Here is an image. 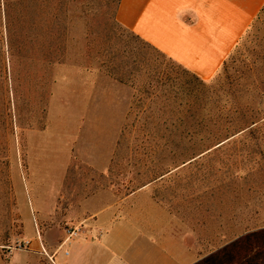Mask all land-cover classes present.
<instances>
[{
    "label": "rangeland",
    "instance_id": "rangeland-1",
    "mask_svg": "<svg viewBox=\"0 0 264 264\" xmlns=\"http://www.w3.org/2000/svg\"><path fill=\"white\" fill-rule=\"evenodd\" d=\"M118 1L0 0V264L93 259V218L116 204L143 207L133 249L164 235L178 264H264V12L201 83L117 22Z\"/></svg>",
    "mask_w": 264,
    "mask_h": 264
},
{
    "label": "crops",
    "instance_id": "crops-1",
    "mask_svg": "<svg viewBox=\"0 0 264 264\" xmlns=\"http://www.w3.org/2000/svg\"><path fill=\"white\" fill-rule=\"evenodd\" d=\"M263 12L264 0H120L116 8V20L190 73L210 81L223 70ZM142 187L129 193L127 200L141 195ZM148 203L163 217L165 213L154 201L148 200ZM117 206L110 205L97 212L90 226L93 231H107L105 251L95 254L91 259L88 254L90 247L85 251L84 247H80V250L83 248V254L78 256L76 264L181 262L180 251L178 255L175 253L172 258H166L164 235L161 239L157 236V245L143 238L137 248H131L132 236L122 231L134 227L133 230L137 229L143 237L148 235V231L141 228L143 207L133 208L130 212L127 209V217L122 218L118 217ZM159 214L153 222L155 227L160 226L165 219H160ZM87 245H90V241ZM91 245H94V241ZM130 249H133L130 256H122L120 250ZM145 255L151 257L142 262L141 257Z\"/></svg>",
    "mask_w": 264,
    "mask_h": 264
},
{
    "label": "trees",
    "instance_id": "trees-1",
    "mask_svg": "<svg viewBox=\"0 0 264 264\" xmlns=\"http://www.w3.org/2000/svg\"><path fill=\"white\" fill-rule=\"evenodd\" d=\"M120 1V0H119ZM119 1H118V4H119ZM147 43V42H146ZM149 46H151L152 48H154L155 49V47H153L151 44H149V43H147ZM157 50V49H156ZM158 51V50H157ZM160 52V51H159ZM161 53V52H160ZM163 54V53H162ZM164 55V54H163ZM167 57V56H166ZM188 71V70H187ZM197 80H199V81H201V83H207L208 81H206V80H203V79H201V78H199L198 76H196L195 74H193V73H191ZM235 120H237L235 123H233V124H235L234 125V127H236L233 131H236L235 133H233V134H235L236 135V133H240L241 131H243V130H246V131H254V130H256L257 129V126H258V122H259V120H258V118L256 117V116H254V117H249V118H237V119H235ZM221 124H223V123H220V125ZM233 124H232V126H233ZM219 125V126H220ZM220 129L222 130V131H224V133L226 134V135H229L227 138H229V137H231V134H230V132L231 131H228V129H223V128H221L220 127ZM226 131V132H225Z\"/></svg>",
    "mask_w": 264,
    "mask_h": 264
}]
</instances>
